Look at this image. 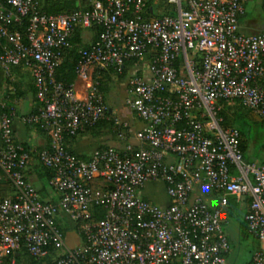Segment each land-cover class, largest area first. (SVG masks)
<instances>
[{"label":"built area","instance_id":"obj_1","mask_svg":"<svg viewBox=\"0 0 264 264\" xmlns=\"http://www.w3.org/2000/svg\"><path fill=\"white\" fill-rule=\"evenodd\" d=\"M159 1L88 0L87 8L49 14L38 0H0V71L19 66L32 80L38 107L21 119L48 136L36 156L57 195L44 201L25 179L30 151L13 137L9 107L0 114V182L11 189L0 193V264L16 263L21 251L45 264H224L228 196L248 201L243 220L258 245L246 264H264V158L245 161L238 130L218 114L236 99L264 117V32L238 29L249 0ZM93 26L97 35L76 49L78 84L55 80L75 27ZM127 62L140 63L122 97L141 122L132 142L97 79ZM99 120L111 122L120 147L85 156L66 148ZM95 178L108 186L91 189ZM150 181L163 183L166 204L138 193ZM194 189L217 193L218 205L191 199ZM94 206L103 207L101 218H92ZM59 216L80 243H65Z\"/></svg>","mask_w":264,"mask_h":264},{"label":"crops","instance_id":"obj_2","mask_svg":"<svg viewBox=\"0 0 264 264\" xmlns=\"http://www.w3.org/2000/svg\"><path fill=\"white\" fill-rule=\"evenodd\" d=\"M254 4L255 3L253 2V0H249L245 2L244 13L238 18V29L241 33L251 34V33L264 32V23H259L254 17L248 18L247 16V13H248L247 11L253 10ZM241 18L243 20L242 23H240ZM85 32H87L88 35H86L85 37L82 33V38H83V41H88L92 33L89 30H85ZM75 83L78 84L76 80H75ZM77 86L79 87V85ZM124 88H125V83L122 88V96L124 94ZM9 107H13L15 109V115L11 123L13 137L17 142L22 144L25 148H27L30 151V156L26 164V167L24 168L23 175L25 179L33 185V187L36 189L39 197L42 200L49 201V202H56L57 195L55 194L54 190L49 184V181L45 180L44 173L42 172V169L39 166V162L36 156L38 150H40L41 148H43L44 146L48 144V136L44 131L40 130L38 127L32 124L25 123L21 119L23 115L35 112L38 107V102L34 96V87H33L32 80L30 79L27 70L22 67H18V68L11 67L8 75L3 74V72L0 71V108L8 109ZM248 113H249L250 118L256 117L250 111H248L245 115H248ZM104 139L105 141L103 142L102 140ZM240 140L242 143V156L245 161L257 163V162H260L264 158V148L261 149L259 154L253 155V148L249 147V145L245 142L243 135L240 136ZM66 145L74 153L79 154L81 156H85L98 146L120 147L122 145V142L116 138L115 134H113L112 130H110L108 127L106 128V127L99 126L98 128L96 127L93 130H90V129L83 130L77 133L75 136L68 138V140L66 141ZM147 183L160 186L161 191L158 194L160 203H157V204H161V205L166 204L167 197L164 192L163 183L159 181H150ZM196 190L198 189H194L193 192L191 193V199L198 198L202 202H204L206 205H208L209 207H216L218 205V194L217 193L205 192L207 193V195H205L206 201H203L195 193ZM0 193L2 195L11 194V189L9 185L4 181L0 182ZM241 199L244 201L243 213H242V218H241L242 220L239 223H236V225L239 227L241 222L244 221L243 216L247 209V204H248L247 199L244 197L239 198V199H234L232 196H228L227 203L223 207V209H221V212H220L221 228L225 223H227L228 219H230L233 216V213L229 212V209H228L229 204L231 202L232 203L240 202ZM214 200L216 203L214 202ZM224 208H227V209H224ZM70 230L64 233V238L65 236H67V233H69ZM254 239L256 240V238ZM227 240H228V237H227ZM78 243H80V240ZM78 243L76 242L72 246H75ZM256 244L258 245L257 240H256ZM39 263L45 264L43 260H39L36 264H39Z\"/></svg>","mask_w":264,"mask_h":264},{"label":"rangeland","instance_id":"obj_3","mask_svg":"<svg viewBox=\"0 0 264 264\" xmlns=\"http://www.w3.org/2000/svg\"><path fill=\"white\" fill-rule=\"evenodd\" d=\"M160 0L159 2H161ZM254 7L253 10L247 11L248 18L254 17L259 23H264V7L262 6V0H253ZM246 16V17H247ZM242 18L240 19V23H242ZM83 35L86 37L88 35L87 32H83ZM139 64L135 65H127L125 69V73L121 78H117L116 76H112L108 83V90L104 93L103 99L105 104L112 109L114 115L118 119H123L126 121L128 127V137L129 141L132 142V134L136 128L141 126V122L134 117V115L126 108L123 104V96H122V88L126 80L134 73V70L138 68ZM143 65V64H142ZM144 67V65H143ZM243 108V107H242ZM242 112L243 117H239L233 125L241 131L245 142L249 145V147L253 148V155L259 154L262 148H264V117L258 118H250L249 113L245 115L248 111L243 108L238 111ZM103 142L105 141L102 140ZM109 143V142H108ZM110 144V143H109ZM161 191L159 185L155 184H145L140 192H138L141 196H144L148 200L160 203L158 194ZM195 193L203 200H205V195L207 193L196 190ZM215 199V198H214ZM215 202V200H214ZM209 203V202H208ZM216 203V202H215ZM243 205L244 201L241 199L240 202L230 203L229 204V212L233 213V216L228 219L227 223L222 226L223 232L228 237V252L225 256L224 264H246L248 259L250 258L253 250L255 249L256 240L254 237L247 233L242 234L239 230V227L236 223H239L242 219L243 213ZM223 209V207H222ZM227 209V208H224ZM65 243L68 246L74 245L76 242H79V236L76 234L74 230H70L65 236ZM40 264V263H39Z\"/></svg>","mask_w":264,"mask_h":264},{"label":"trees","instance_id":"obj_4","mask_svg":"<svg viewBox=\"0 0 264 264\" xmlns=\"http://www.w3.org/2000/svg\"><path fill=\"white\" fill-rule=\"evenodd\" d=\"M38 1L41 4V9L44 12L49 13V14H56V13L65 12V11L78 9V8L84 9V8H87L89 6L88 0H38ZM146 3L151 4L152 0H146ZM262 6L264 7V4H262ZM163 10L167 11V6H163ZM24 26H25V19L23 18L22 23L19 26H16V29H18V31L21 34H23ZM85 30H89L92 33V35L89 39V40H92L97 35V33L99 32L100 29L97 26H93V27H90L87 29L75 27L72 35L69 38L70 47L64 51L62 60L59 64V66L54 71L55 80L61 81L65 84L71 83L75 80L74 64H75V61L77 58L76 49L79 46H85L89 41V40L83 41L82 33ZM131 63L132 62H127L124 64V66L127 64L130 65ZM14 67L18 68L19 66H14ZM124 73H125L124 68H123L121 73H116L110 68H107L105 70H100L98 72V74H97L98 75V77H97V79H98V90L102 94V96H104V93L107 91L108 83H109L110 79L112 78V76L114 75L117 78H121L124 75ZM242 109H243L242 106L238 103V101L236 99L230 100L228 104L224 103L218 112V114L222 117V125L235 127L233 125V123L237 119H239V117H243L242 112L241 113L238 112ZM4 111H7V108H5V109L0 108V114ZM99 126L106 127V128L108 127L110 130L112 129V125H111L110 121L99 120L93 126H91L89 128H85L84 130H87V129L93 130L96 127L98 128ZM236 129L238 130L239 135L241 136L242 135L241 131L238 128H236ZM79 132H81V131H79ZM113 134H114V132H113ZM67 140H68V138L65 140V145H66ZM239 141H240L239 147H240L241 152H242V143H241V140H239ZM44 147H47V145ZM98 147H101V146H98ZM66 148L72 152V150L67 145H66ZM39 166L42 169V172L44 173L45 180L49 181V179L53 176L52 171L48 168L43 167L40 164H39ZM89 184H90L91 189H102L105 186H108V185H106V182L100 178L92 179ZM103 214H104V209L102 206L92 207V218L93 219L101 218L103 216ZM56 222H57L58 226L60 227L63 234L70 229L74 230V226L70 222H68L67 220H65L64 218H62L60 216L56 218ZM239 229H240V232L242 234L247 232L246 228H245L244 221L241 222ZM256 247H257V244H256L255 248ZM16 258H17V262L14 264H36L39 261V259L32 258L31 256H29L24 251L19 252V254L16 256Z\"/></svg>","mask_w":264,"mask_h":264}]
</instances>
